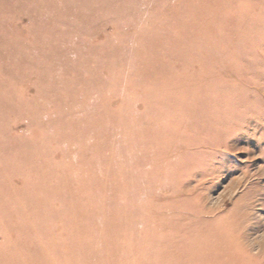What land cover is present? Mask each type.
Wrapping results in <instances>:
<instances>
[{
  "label": "rangeland",
  "instance_id": "obj_1",
  "mask_svg": "<svg viewBox=\"0 0 264 264\" xmlns=\"http://www.w3.org/2000/svg\"><path fill=\"white\" fill-rule=\"evenodd\" d=\"M0 264H264V0H0Z\"/></svg>",
  "mask_w": 264,
  "mask_h": 264
}]
</instances>
